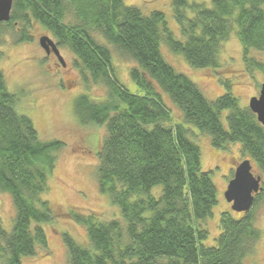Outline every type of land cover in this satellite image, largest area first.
I'll return each mask as SVG.
<instances>
[{"label":"trees","instance_id":"obj_1","mask_svg":"<svg viewBox=\"0 0 264 264\" xmlns=\"http://www.w3.org/2000/svg\"><path fill=\"white\" fill-rule=\"evenodd\" d=\"M263 4L211 0L207 6L172 0L180 32L176 37L162 11L144 14L123 0H12L9 19L0 21V45L9 32L15 43L31 41L29 29L36 21L57 46L75 55L87 83H101L107 90L100 101L78 94L73 108L81 122L105 126L96 151L98 190L120 208L125 223L71 211L84 226L88 245L63 233L68 264H243L253 252L261 236L253 208L264 194V127L248 106L239 105L228 80L222 94L205 97L165 60L161 43L193 67H216L221 44L235 27L245 69L264 74V61L251 55L264 52ZM94 33L136 62L130 76L138 91L119 81L111 50ZM163 94L179 106L184 122L210 135L214 147L238 143L261 175L248 210L236 217L219 213L213 245L203 241L209 234L206 220L217 203L216 186L211 171L200 167V149L189 138L190 130L172 118ZM16 101L0 71V191L11 195L15 209L10 231L0 220V264H21L37 246L47 247L40 223L51 221L52 212L41 195L55 166L54 152L63 145L58 139H40L31 119L16 111ZM156 185L161 186L157 195L151 192Z\"/></svg>","mask_w":264,"mask_h":264},{"label":"rangeland","instance_id":"obj_2","mask_svg":"<svg viewBox=\"0 0 264 264\" xmlns=\"http://www.w3.org/2000/svg\"><path fill=\"white\" fill-rule=\"evenodd\" d=\"M123 2L138 7L144 14H149L152 10L162 11L169 29L176 37H180L179 26L172 14V0ZM188 2L211 5V0ZM262 7L264 8V4ZM186 12L188 16L192 14L189 9ZM29 32L32 40L18 43H15V35L11 32L4 35V41L0 45V71L7 89L16 95V111L31 119L38 137L42 140L58 139L63 145L54 152L55 166L48 173V188L41 195V198L48 200L52 212L51 221L40 223L46 234L47 247L37 246L34 255L21 258V264H68L63 233H69L84 246L88 245L85 228L71 217V211L92 213L100 220L119 219L125 223L120 208L98 190L96 151L104 136L105 126L81 122L73 108L78 94L87 93L91 100L100 101L107 97V90L101 83L86 82L74 63L75 55L67 47L58 46L65 65L56 63L55 55L47 56L39 44V37L48 35L54 41L55 39L38 22L32 21ZM94 34L111 50L119 81L129 91H138V86L130 76V68L136 62L120 54L102 35ZM161 51L165 60L177 71L187 75L210 100L225 91L224 81L228 80L239 105L248 106L250 97L258 94L260 85L264 82V74L260 70L250 73L245 69L242 46L235 34V27L221 44L219 64L216 67H193L182 54L170 51L164 43H161ZM251 55L264 61V52L253 51ZM162 96L172 118L190 130L189 138L199 146L201 169L211 171L210 175L217 190V203L212 209V215L206 220L209 234L203 243L213 245L219 233V213L228 211L235 217L241 213L231 208L223 192L231 173L245 155L241 153L238 143H231L225 149L214 147L208 133L184 122L179 106L165 94ZM226 113L227 110H223L221 114L224 123ZM251 164L252 171L258 174L259 170L252 162ZM160 190L161 186L156 185L151 192L157 195ZM253 212L255 226L261 230V236L243 264H264V194L255 204ZM14 213L11 195L0 191V220L7 231L11 230Z\"/></svg>","mask_w":264,"mask_h":264},{"label":"water","instance_id":"obj_3","mask_svg":"<svg viewBox=\"0 0 264 264\" xmlns=\"http://www.w3.org/2000/svg\"><path fill=\"white\" fill-rule=\"evenodd\" d=\"M12 0H0V21H6L10 17ZM39 44L46 54L53 52L58 61L65 65L56 42L48 35L39 37ZM248 107L255 113L257 120L264 127V82L260 85L257 95L249 99ZM261 175L252 171L250 159H242L234 168L233 175L228 180L224 189V198L230 202L231 208L237 212L248 210L252 206L254 193L260 189Z\"/></svg>","mask_w":264,"mask_h":264},{"label":"flooded vegetation","instance_id":"obj_4","mask_svg":"<svg viewBox=\"0 0 264 264\" xmlns=\"http://www.w3.org/2000/svg\"><path fill=\"white\" fill-rule=\"evenodd\" d=\"M50 55H53V56H54L55 54H54L53 52H50V53L47 54V56H50ZM54 57H55V59H56L55 62H56V63H60V62H58V59L56 58V55H55Z\"/></svg>","mask_w":264,"mask_h":264}]
</instances>
